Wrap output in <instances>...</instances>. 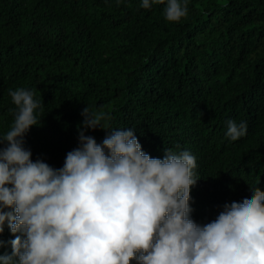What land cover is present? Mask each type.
<instances>
[{
  "label": "trees",
  "instance_id": "16d2710c",
  "mask_svg": "<svg viewBox=\"0 0 264 264\" xmlns=\"http://www.w3.org/2000/svg\"><path fill=\"white\" fill-rule=\"evenodd\" d=\"M187 7L169 21L164 3L140 0H0V135L14 119L9 89L30 88L42 101L25 136L33 159L61 166L87 105L109 113L110 128L134 127L152 156L195 154L198 222L257 180L264 190V0ZM229 119L247 124L234 141ZM106 131L86 134L99 142ZM13 236L6 224L0 240Z\"/></svg>",
  "mask_w": 264,
  "mask_h": 264
},
{
  "label": "clouds",
  "instance_id": "9594fccd",
  "mask_svg": "<svg viewBox=\"0 0 264 264\" xmlns=\"http://www.w3.org/2000/svg\"><path fill=\"white\" fill-rule=\"evenodd\" d=\"M157 3L169 21L187 15L188 0H140L143 8ZM9 93L15 108L0 135V233L7 224L14 236L0 240L11 246L0 264H264L259 180L198 222L190 192L201 178L190 150L152 156L134 127L110 128L109 113L85 105L77 146L54 167L25 146L42 101L30 88ZM246 127L229 119L225 135L234 141ZM96 128L107 130L99 142L86 134Z\"/></svg>",
  "mask_w": 264,
  "mask_h": 264
}]
</instances>
